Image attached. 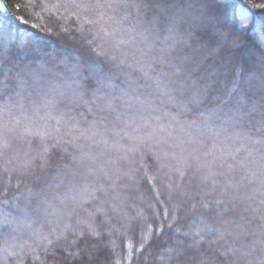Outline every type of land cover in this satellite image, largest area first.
<instances>
[{"label":"clouds","instance_id":"clouds-1","mask_svg":"<svg viewBox=\"0 0 264 264\" xmlns=\"http://www.w3.org/2000/svg\"><path fill=\"white\" fill-rule=\"evenodd\" d=\"M21 3L32 31L0 54V264L79 260L86 238H130L131 211L148 264H264V40L214 0Z\"/></svg>","mask_w":264,"mask_h":264},{"label":"trees","instance_id":"trees-1","mask_svg":"<svg viewBox=\"0 0 264 264\" xmlns=\"http://www.w3.org/2000/svg\"><path fill=\"white\" fill-rule=\"evenodd\" d=\"M0 1L2 2V7H0V54L8 50L20 54L24 50V42L28 33L32 30L19 17L22 15L28 17L23 9L17 8V4L21 3V0ZM248 7L246 0H214L215 15L225 21L226 27L255 44L257 40H264V11H250V19L241 23L240 14L242 10ZM20 58L23 59L22 56ZM144 184L147 186L149 181L145 180ZM0 212L10 213L12 208L7 206L0 209ZM132 216H135L134 211L130 212V225L128 227L130 238L119 237L115 247L108 246L112 240V237L108 235H104L100 240L91 237L86 238L85 241H81L76 246L81 252V259L74 260L62 249H58L55 264H148L144 259L147 249L144 248L143 244L133 248L131 260L127 257L129 240L134 245L139 243L146 227L141 219H131ZM123 223V221L119 222L117 227L122 228ZM113 235H116L115 230ZM142 248L143 251H141ZM88 251L96 252L91 260L87 255Z\"/></svg>","mask_w":264,"mask_h":264},{"label":"snow or ice","instance_id":"snow-or-ice-1","mask_svg":"<svg viewBox=\"0 0 264 264\" xmlns=\"http://www.w3.org/2000/svg\"><path fill=\"white\" fill-rule=\"evenodd\" d=\"M246 3L249 7L245 10H242V12L240 14L241 23H244L245 21H248L250 19V11H253V10L264 11V0H246ZM17 8L22 9L23 4L18 3ZM19 19L25 24H27L29 22L28 18H26L23 15L20 16ZM151 234H152L151 229H149L147 235L150 236ZM113 247H115V243L113 244ZM127 247H128L127 257L129 260H131L132 256H133V248L135 247L131 240H129ZM142 250H143V248L141 249V251Z\"/></svg>","mask_w":264,"mask_h":264},{"label":"rangeland","instance_id":"rangeland-1","mask_svg":"<svg viewBox=\"0 0 264 264\" xmlns=\"http://www.w3.org/2000/svg\"><path fill=\"white\" fill-rule=\"evenodd\" d=\"M0 7H2V2L0 1Z\"/></svg>","mask_w":264,"mask_h":264}]
</instances>
